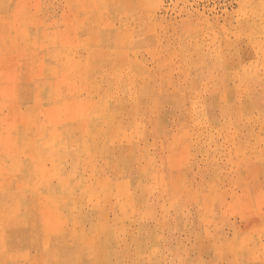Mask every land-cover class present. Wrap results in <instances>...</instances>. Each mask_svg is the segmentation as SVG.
<instances>
[{
	"label": "rangeland",
	"instance_id": "1",
	"mask_svg": "<svg viewBox=\"0 0 264 264\" xmlns=\"http://www.w3.org/2000/svg\"><path fill=\"white\" fill-rule=\"evenodd\" d=\"M0 264H264V0H0Z\"/></svg>",
	"mask_w": 264,
	"mask_h": 264
}]
</instances>
